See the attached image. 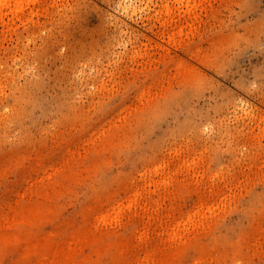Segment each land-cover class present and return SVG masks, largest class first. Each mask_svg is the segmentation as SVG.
I'll use <instances>...</instances> for the list:
<instances>
[{"label":"rangeland","instance_id":"1","mask_svg":"<svg viewBox=\"0 0 264 264\" xmlns=\"http://www.w3.org/2000/svg\"><path fill=\"white\" fill-rule=\"evenodd\" d=\"M0 264H264V0H0Z\"/></svg>","mask_w":264,"mask_h":264},{"label":"bare ground","instance_id":"2","mask_svg":"<svg viewBox=\"0 0 264 264\" xmlns=\"http://www.w3.org/2000/svg\"><path fill=\"white\" fill-rule=\"evenodd\" d=\"M147 70V69H146ZM158 72V71H157ZM139 74V73H138ZM139 76V75H138ZM147 79V78H146ZM97 92V91H96ZM99 93V92H98Z\"/></svg>","mask_w":264,"mask_h":264}]
</instances>
